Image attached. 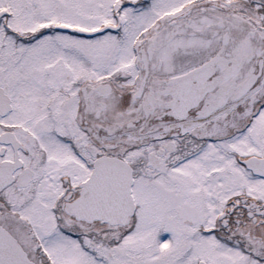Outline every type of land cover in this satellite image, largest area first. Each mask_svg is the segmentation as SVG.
<instances>
[{"label":"snow or ice","instance_id":"obj_1","mask_svg":"<svg viewBox=\"0 0 264 264\" xmlns=\"http://www.w3.org/2000/svg\"><path fill=\"white\" fill-rule=\"evenodd\" d=\"M0 264H264V0H0Z\"/></svg>","mask_w":264,"mask_h":264}]
</instances>
